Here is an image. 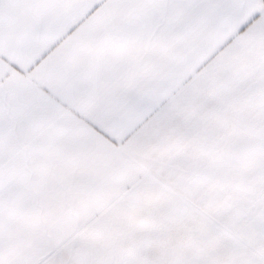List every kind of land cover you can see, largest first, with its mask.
<instances>
[{"label": "snow or ice", "instance_id": "1", "mask_svg": "<svg viewBox=\"0 0 264 264\" xmlns=\"http://www.w3.org/2000/svg\"><path fill=\"white\" fill-rule=\"evenodd\" d=\"M0 264H264V0H0Z\"/></svg>", "mask_w": 264, "mask_h": 264}]
</instances>
